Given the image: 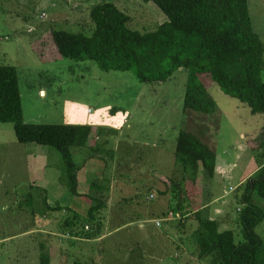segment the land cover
Here are the masks:
<instances>
[{
  "label": "rangeland",
  "instance_id": "obj_1",
  "mask_svg": "<svg viewBox=\"0 0 264 264\" xmlns=\"http://www.w3.org/2000/svg\"><path fill=\"white\" fill-rule=\"evenodd\" d=\"M101 3H110L128 16L129 29L139 33L154 31L166 21L154 4L141 0H0V66L14 67L17 72L25 123L104 130L105 134L86 147L71 148L77 181L112 183L118 203L109 227L123 218H132L136 224L79 249L78 243L61 235L64 228L60 224L68 215L63 207L75 200L76 207L87 209L90 202L69 190L60 154L48 146L19 144L12 124H0V238H8L0 243V264H37L39 242L52 244L50 264H72L74 260L209 264V259L199 262L195 257L190 239L197 226L194 219L216 220L219 232L231 231L235 243L241 240L238 216L243 205L238 199L249 173L264 167V112L252 114L203 75L200 82L214 101L215 111L207 116L186 113L187 72L183 69L165 83L148 84L139 82L133 72H102L91 61L59 57L50 33L90 37L94 25L89 11ZM247 5L252 30L264 44V0H247ZM262 60L260 79L264 82V51ZM180 131L196 135L214 151L211 179L201 170L192 177L189 169L185 171L175 161ZM190 178L196 179L198 193L191 208L185 204L187 216L180 218L171 209L175 203L170 181ZM43 199L49 207L58 203L59 209L44 208ZM257 200L264 208V201ZM118 206L123 212L116 211ZM152 209L160 211L156 214ZM166 213L172 214L171 221H161L158 227L148 221L165 219ZM50 225L54 233L47 236L45 229ZM40 230L47 234L38 233ZM255 233L264 241V219Z\"/></svg>",
  "mask_w": 264,
  "mask_h": 264
},
{
  "label": "trees",
  "instance_id": "obj_2",
  "mask_svg": "<svg viewBox=\"0 0 264 264\" xmlns=\"http://www.w3.org/2000/svg\"><path fill=\"white\" fill-rule=\"evenodd\" d=\"M141 1L154 4L166 17L154 31L139 33L129 29L128 16L110 3H101L89 11L94 25L90 37L64 31L50 33L57 55L73 62L91 61L102 72H133L139 82L148 84L165 83L177 70L183 69L187 72L183 96L186 113L207 116L215 111L214 101L200 82L203 75L223 94L246 105L252 114L264 112V82L260 79L264 44L252 30L247 0ZM0 124H12L19 144L48 146L58 151L69 190L90 202L84 218L64 210L68 215L60 224V228H64L61 235L69 239H99L104 225L102 213L108 205L101 190L109 183L91 182L92 193H80L77 167L70 150L86 147L105 134L104 130L86 125L25 123L18 76L11 66H0ZM174 158L185 171H191L192 177L200 175L199 170L206 178L213 177L214 151L190 132L178 133ZM195 181V178L170 181L175 203L171 209L180 214V218L187 216L185 204L191 208L198 193ZM241 187L238 201L243 208L238 216L241 234L238 243L231 231L219 232L218 221L194 219L193 214L190 215L197 223L190 239L199 262L209 259V264H264V241L255 233L264 219V208L257 200L264 201V167L248 177ZM42 202L50 211L59 209L56 205L47 206L44 199ZM178 223L182 227V223ZM48 229L47 236H50L54 233L52 226ZM37 246V264H50L52 244L39 242ZM72 264L92 263L74 260Z\"/></svg>",
  "mask_w": 264,
  "mask_h": 264
},
{
  "label": "crops",
  "instance_id": "obj_3",
  "mask_svg": "<svg viewBox=\"0 0 264 264\" xmlns=\"http://www.w3.org/2000/svg\"><path fill=\"white\" fill-rule=\"evenodd\" d=\"M77 170H78V167H77ZM93 170V169H92ZM92 172V171H91ZM250 174L251 173H249V175L246 177V179L250 176ZM245 179V180H246ZM244 180V181H245ZM92 182H94V180L92 181ZM78 184H79V186H80V193H82V194H88V193H92V192H90L91 190L89 189V185H90V183H87V182H85V184L84 183H81L80 184V181L78 180ZM104 187H106V186H104ZM111 188H112V183H110L109 185H107V187L104 189L103 187H102V195H103V197L105 198H107V209L105 210L106 211V215H105V218H104V225H103V232H102V234H101V237L99 238V239H97V240H86V239H76V238H73V239H69V238H66V239H68L69 241H73L74 240V242L75 243H78L77 245H79V249H82V248H87L88 246L87 245H85V244H88V243H90V242H94V243H99L100 241H103L104 239H109L110 238V236L112 235V234H114V233H116L117 231H120V230H122V229H125V228H129L130 226H134L136 223L133 221V219L131 218H129L127 221H125L124 219L125 218H123V222H121V223H119V224H117V223H115V225L112 227V228H110L109 226H110V223H111V220H112V214H113V212L115 211L114 210V207H115V203H118V201L116 200V199H114L113 197V194H112V191H111ZM230 189V188H229ZM233 189V188H232ZM31 194V193H30ZM151 195V194H150ZM150 195L148 196V199H151L150 198ZM76 197V196H75ZM120 198V197H119ZM124 198V197H123ZM76 199V198H75ZM110 199H111V201H110ZM126 202V199H123V202ZM74 202H75V200H74ZM74 202L73 203H70V206L69 207H63L65 210H69V211H72V212H74V213H77L79 216H80V218H84L85 217V215H86V212H87V209L83 206V205H81V207H76V205H74ZM58 203H55V205H57ZM54 205V206H55ZM79 206V205H78ZM120 206H118V207H116L117 209H116V211H118V212H123V209H118ZM141 208L140 207H138V210H137V212H139V210H140ZM153 211H155V212H157L159 209H152ZM160 211V210H159ZM159 212H157L156 214H158ZM130 221V222H129ZM150 223L152 222V223H154V222H156V221H163V219H154V220H148ZM132 222V223H131ZM167 222V221H166ZM178 222H183V221H178ZM107 227V228H106ZM86 229V228H85ZM46 230V229H45ZM35 231V230H34ZM33 231H28V233L29 234H31ZM38 233H40V234H47L44 230H40V231H38ZM6 240H8V238H0V243H3L4 241H6ZM125 245H123L122 246V248L124 247ZM128 248V247H127ZM51 249H53V248H51ZM50 249V250H51ZM129 249V248H128ZM63 251H61L60 253H62Z\"/></svg>",
  "mask_w": 264,
  "mask_h": 264
},
{
  "label": "built area",
  "instance_id": "obj_4",
  "mask_svg": "<svg viewBox=\"0 0 264 264\" xmlns=\"http://www.w3.org/2000/svg\"><path fill=\"white\" fill-rule=\"evenodd\" d=\"M229 190L231 191L232 189H229ZM171 217H172V214L169 213L168 216H167L165 219H163V221H171V220H170ZM160 222H161V221H156V222H155V226L158 227V226L160 225Z\"/></svg>",
  "mask_w": 264,
  "mask_h": 264
}]
</instances>
